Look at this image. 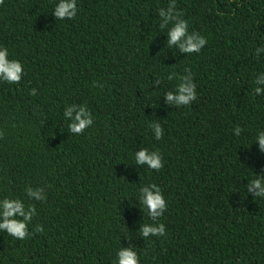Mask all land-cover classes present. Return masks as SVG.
Returning <instances> with one entry per match:
<instances>
[{
  "label": "trees",
  "instance_id": "1",
  "mask_svg": "<svg viewBox=\"0 0 264 264\" xmlns=\"http://www.w3.org/2000/svg\"><path fill=\"white\" fill-rule=\"evenodd\" d=\"M170 2L79 0L66 21L55 20L52 0L0 3V43L26 73L0 83V196L38 210L28 238L0 232V264H111L120 244L137 246L140 264H264V201L246 189L264 174L254 139L264 94L253 83L264 71V52L254 55L264 44V0H177L189 30L207 37L191 55L165 47L157 9ZM173 71L193 75L189 106L161 95L175 80L154 83ZM71 103L95 116L79 135L62 114ZM149 121L164 128L160 140ZM139 147L159 149L164 167L136 170ZM149 181L168 202L158 218L166 235L144 240L136 231L147 217L133 196ZM27 186L46 199L28 200Z\"/></svg>",
  "mask_w": 264,
  "mask_h": 264
},
{
  "label": "clouds",
  "instance_id": "2",
  "mask_svg": "<svg viewBox=\"0 0 264 264\" xmlns=\"http://www.w3.org/2000/svg\"><path fill=\"white\" fill-rule=\"evenodd\" d=\"M3 0H0L2 3ZM51 13L56 21L74 20L80 11L79 0H52ZM177 0H171L167 5L158 7V23L161 31L166 32L165 47L167 49L178 48L180 51L191 55L200 53L207 44V37L197 31L189 30V20L185 19L184 13L177 6ZM264 52V44L255 47L254 55L258 58ZM26 75L23 62L16 58L6 44L0 43V83L9 85L19 84ZM164 80H175L174 86L168 91H162L161 95L167 101L172 102L176 108L189 106L197 99V85L194 82L190 71L177 73L175 71L167 73L166 77H159L155 80L158 87L163 85ZM254 83V94H264V71H259ZM95 84V82H94ZM97 87H103L97 84ZM37 89L32 88L29 95H36ZM160 95V96H161ZM264 96V95H262ZM66 118L67 127L70 133L79 135L94 123L95 116L89 109L87 103L65 104L62 112ZM70 117V120L67 118ZM148 127L155 140H160L164 134V128L158 121H149ZM233 130L237 136L241 134V127L236 126ZM254 139L259 141L260 148L264 150V129H257ZM131 165L144 167L145 170L159 171L164 167L163 154L157 148L139 147L134 150L131 156ZM247 192L254 193V199L264 201V174L255 173L247 178ZM42 189L40 187L27 186L24 188L25 196L28 200L35 197L38 201L42 199ZM135 201L138 202L146 221L140 223L136 233L144 240L152 236L163 237L166 235L165 224L158 220L163 216L168 207L161 187L151 181L140 183L136 186L134 194ZM38 214L35 203H26L25 199L14 195L0 196V232H6L14 239L24 240L28 238L32 231L30 225L33 218ZM37 232H42V225H35ZM143 253L137 246L129 244L127 247L118 246L114 249L111 264H140Z\"/></svg>",
  "mask_w": 264,
  "mask_h": 264
}]
</instances>
